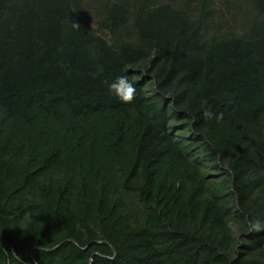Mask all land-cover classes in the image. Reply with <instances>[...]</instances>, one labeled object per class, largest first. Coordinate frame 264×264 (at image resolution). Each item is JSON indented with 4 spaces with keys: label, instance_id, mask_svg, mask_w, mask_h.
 I'll return each instance as SVG.
<instances>
[{
    "label": "trees",
    "instance_id": "obj_1",
    "mask_svg": "<svg viewBox=\"0 0 264 264\" xmlns=\"http://www.w3.org/2000/svg\"><path fill=\"white\" fill-rule=\"evenodd\" d=\"M234 2L0 0V264H264V0Z\"/></svg>",
    "mask_w": 264,
    "mask_h": 264
},
{
    "label": "rangeland",
    "instance_id": "obj_2",
    "mask_svg": "<svg viewBox=\"0 0 264 264\" xmlns=\"http://www.w3.org/2000/svg\"><path fill=\"white\" fill-rule=\"evenodd\" d=\"M229 1L230 3H235V0H214V7L216 9V14L214 17L215 22H222L223 26H226V24L229 23V25H232L230 20V13L233 10L232 4L227 5L225 2ZM83 20V25L91 27L96 30V33L99 35L104 36V38L108 39L109 34L107 33L106 30H102L98 28V25L96 23L97 17H96V11L93 8L89 9V12L87 13L86 16L82 18ZM226 22V23H225Z\"/></svg>",
    "mask_w": 264,
    "mask_h": 264
},
{
    "label": "clouds",
    "instance_id": "obj_3",
    "mask_svg": "<svg viewBox=\"0 0 264 264\" xmlns=\"http://www.w3.org/2000/svg\"><path fill=\"white\" fill-rule=\"evenodd\" d=\"M75 26L79 27L78 24ZM105 84H107L110 93L117 96L121 101L129 103L134 99L136 89L127 76H118L112 82L105 81Z\"/></svg>",
    "mask_w": 264,
    "mask_h": 264
}]
</instances>
